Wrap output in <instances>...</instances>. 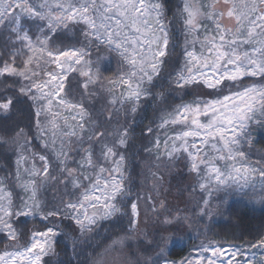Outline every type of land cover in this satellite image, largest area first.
<instances>
[{
  "label": "snow or ice",
  "instance_id": "6c2138e0",
  "mask_svg": "<svg viewBox=\"0 0 264 264\" xmlns=\"http://www.w3.org/2000/svg\"><path fill=\"white\" fill-rule=\"evenodd\" d=\"M202 7L182 0L176 13L184 37L182 60L165 77L163 68L173 54L169 45L174 50L176 44L163 0H0V31L9 33L13 46L0 76L18 83L15 97L0 94V111L9 112L25 98L35 117L32 139L23 129L16 133L15 172L0 177V242L5 243L0 264H46L44 258L53 253L54 238L65 221L81 236L117 215H127L135 228L141 197L133 198L125 184L122 150L130 129L119 125V117H135L141 101L149 97L163 103L165 94L154 89L164 79L176 93L192 85L208 90L171 110L162 108L160 123L147 129L153 148L163 146L165 157L186 155L195 175L192 191L200 193L193 208L200 223L213 218V199L220 192L250 190L264 203V156L253 160L250 152L252 128H264V0H232L227 15L235 18V31L223 29ZM66 31H76L74 42L50 47L53 37ZM101 50L116 53L125 66L110 82L121 89L119 94L105 89L111 105L105 119L118 125L111 130H101L84 102L67 99L64 87L68 74L77 73L84 78V100L95 99L98 89L105 88L99 61L92 58ZM22 56L26 59L17 65ZM245 78L261 82L244 84ZM33 140L39 142V151ZM52 183L63 195L49 202L41 198V189ZM153 191L156 195L146 199L153 201V211L165 224L191 221L180 209L168 212V203L157 199L155 187ZM28 218L39 219L44 227L31 230L21 243ZM165 231L157 229L158 236L145 242L155 252L143 257V264H264V254L258 255L264 251V237L247 247L201 241L182 259L170 260L188 240ZM197 231L204 234L206 229ZM127 239L118 237L113 244L123 246Z\"/></svg>",
  "mask_w": 264,
  "mask_h": 264
},
{
  "label": "trees",
  "instance_id": "16d2710c",
  "mask_svg": "<svg viewBox=\"0 0 264 264\" xmlns=\"http://www.w3.org/2000/svg\"><path fill=\"white\" fill-rule=\"evenodd\" d=\"M163 3L167 19L172 21L170 25L171 34L176 44L174 50L172 49V45H169V49L173 54L162 71V76L166 77L167 73L173 72L179 67V62L182 60L184 37L182 35V26L176 17L177 11L181 10L182 0H163ZM32 29L33 32L36 31L34 25ZM75 35L76 31L58 32L50 42V47L66 48L74 42ZM12 50L13 46L9 33L7 31H0V67L3 66V61L8 59V54ZM23 59H26V56L18 57L16 64H22ZM99 64L103 76L102 82H106L109 78L119 75L124 67L119 56L116 53L110 52H108V56L99 59ZM105 68L107 70H104ZM83 80L84 78L80 77L77 73L68 74L65 84L67 98L72 102H84L85 106L93 112L97 122L102 125L101 130L104 128L111 130L113 127L118 126L116 120L110 123L105 119V115L108 112L107 108L111 107L108 104L110 94L105 90L107 87L98 89L95 99L89 98L88 100H84ZM257 81L260 80L245 78L243 83L250 84ZM160 85L154 91L165 94L166 100L163 103L149 97L147 100L141 101L140 110L135 117L126 116L123 113L119 117V125H124L130 129V139L127 148L122 150L126 157L125 175L127 176V180L125 184L131 188L133 198L139 195L141 197L140 200H143L147 196L145 182L149 180V160L153 158L151 157L152 151H146V149L153 146V137L147 134L148 127L155 128L160 123L159 116L162 108L167 107L171 110L172 106L192 101L197 95H202L203 92L208 91L206 89L198 91V86L192 85L188 86L183 92L176 93L168 88L166 79L161 80ZM17 88L18 83L16 78L0 76V94L15 97ZM116 93V91L112 92L114 95ZM34 119V112L30 107V102L25 98H21L20 103H15L9 112L4 113L0 111V177H5L15 172L17 159L16 133L23 129L27 133L28 138L32 139L35 131ZM258 134L252 157L260 159L261 156H264V131ZM33 146L34 150H40L38 141L33 140ZM53 169H55V162H53ZM174 174L175 176L171 178L168 190H170L171 196L176 197L180 194L183 198L189 192L186 181L190 173L179 171ZM189 190H191L190 187ZM61 195H63V192L60 186L56 183L53 185L52 183L48 185L47 189L46 186L43 188L41 198L53 202ZM198 196L200 197V193ZM254 196L255 194H251L250 192L245 195L223 193L213 199V204L217 202L218 207L217 212H215L210 221L200 223L198 217L195 215L190 231L182 230L178 226L165 228L164 234L181 235L188 240V245L183 251L177 250L169 258L178 259L184 256L189 250V243H198L205 239L215 240L222 244L234 243L239 245L259 242L264 237V203L260 202L259 198L255 199ZM183 201L185 203L187 197ZM185 204H188L186 205L187 210L189 204L191 205L192 203L190 201ZM43 227L39 219L33 220L28 218L24 234L21 236V243L29 239L31 230H43ZM131 227L132 225L129 223L127 215L122 217L117 215V217H113L110 220L98 222L91 233L81 236L78 230H74L75 226L70 221H65L59 228L61 235L55 237L53 253L44 258L45 262L46 264H91L92 260L100 254L103 248L115 238L129 234ZM199 228H205V233L201 234L198 232ZM157 236L156 230L152 233L151 237L155 238ZM144 244L145 242L143 241L142 245ZM4 247L5 243L0 242V251H3ZM149 250L151 252L155 251V249ZM146 252L148 251L145 250Z\"/></svg>",
  "mask_w": 264,
  "mask_h": 264
},
{
  "label": "rangeland",
  "instance_id": "374dc122",
  "mask_svg": "<svg viewBox=\"0 0 264 264\" xmlns=\"http://www.w3.org/2000/svg\"><path fill=\"white\" fill-rule=\"evenodd\" d=\"M190 2L193 5H197V6L203 5L204 7L201 8L202 11L212 12L214 14L213 20L220 23L223 29L227 31L236 30L237 23L235 21V18L229 17L227 15L228 10L231 7L232 0H190ZM208 5H211V8H208L207 7ZM216 14H222V15H216ZM206 23H208L209 27L212 26L211 22L206 21ZM106 56H108V51L101 50L100 53L94 52L92 55V58L94 60L99 61V59H101L102 57H106ZM117 77L118 75L111 77L106 82H102V83L104 84L105 88L106 87L113 88V91H116L119 94L121 89L119 87H114L110 83L111 81L116 80ZM256 83H260V81H257ZM65 84H66V80L64 81V87H65ZM197 89L198 91L202 90L200 87H197ZM204 98L207 99L211 97L205 96ZM187 102H191V101H187ZM107 109L110 110L111 107ZM262 131H264V128H260V127H254L251 130V135H252V145L250 148L251 156L254 150L256 139L259 135L258 133ZM162 153H163V146H161V149L159 151H157L152 146L151 157L153 158H150L149 160V164H150V170H148L149 180L148 182H145L146 192H147L146 197L156 195V193H154L153 191L155 187L159 193V195L157 196V199H163L168 203V212L174 213L177 209H180L182 216L186 214L192 217L191 221L181 220L179 223H177L176 221H173V223L176 224V226L182 228V230L185 229V230L190 231L192 229V225H193L194 217H195V214L193 213V208L197 205L199 198H200L198 196L199 194L198 190L192 191V188L195 187V175L190 173L189 171V164H188L186 155L181 154L179 158L169 159L165 157ZM252 159L258 160L259 158L252 157ZM179 171H186L190 173V176L186 181L187 189L189 192L186 193V196L185 195L183 196L184 199L185 197H187V201H185V203L187 202L189 203L190 201L192 203L191 205L189 204V207L187 208V210H186V205L188 204L184 203L183 201L184 199L181 197L182 195L179 194L178 196L173 197L171 196L170 190H168L169 189L168 187L170 186L171 178L175 176L174 173L179 172ZM154 173L155 175H153ZM157 177H162V179L158 180ZM53 185H55V183H53ZM47 187L48 185H46V189ZM189 187L191 190H189ZM42 190L43 188L41 189V193H42ZM248 192L251 193L250 190H245L244 192L230 191L228 193H231V194L237 193V194L245 195ZM223 193L224 192L217 193L215 197H218ZM251 194H254V193H251ZM146 197H144L143 200L137 201L140 214H139L138 222L135 228H133L132 226L131 232L129 234H124V235L119 236V237H128V239L125 241V244L123 246L114 245L113 241L116 240L118 237L115 238L111 243H109L107 246L103 248L100 254L92 260L91 264H93V262L97 260H102L103 264H136L137 260H141L143 257H150L154 254L155 251L151 252L149 249H147L146 243L142 245V242L143 241L146 242L148 240L153 239V237L151 236L154 231H156L157 229H165L169 227V225L164 223L163 218L156 211H153L151 207V204L153 203V201L147 200ZM178 197L180 198L178 199ZM254 197L255 199L258 198L256 195ZM173 198L178 199V201H176V199L173 200ZM214 205L216 206V212H217L218 203L216 202ZM168 212H165L163 215L167 216ZM202 241L205 243H207L208 241H212L219 245H224L225 247L231 246V245H239V244H234V243L222 244L215 240H209V239H205ZM200 242L189 243V249L196 247L197 245H199ZM53 244H54V241H53ZM242 245L247 247L248 244L245 243ZM145 250L148 252L145 253ZM188 251L184 256L188 254ZM261 254H264V251H261L258 253V255H261ZM184 256L178 259H170V258L169 259L170 260H180ZM141 264H143L142 260H141Z\"/></svg>",
  "mask_w": 264,
  "mask_h": 264
}]
</instances>
